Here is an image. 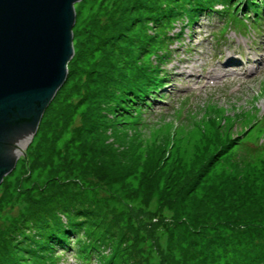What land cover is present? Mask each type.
<instances>
[{
    "label": "rangeland",
    "instance_id": "374dc122",
    "mask_svg": "<svg viewBox=\"0 0 264 264\" xmlns=\"http://www.w3.org/2000/svg\"><path fill=\"white\" fill-rule=\"evenodd\" d=\"M199 1L75 3L65 83L0 183V264H33L58 234L69 250L58 248L54 264H264V156L234 166L223 153L232 132L264 142L249 129L252 116L264 115V12L255 29L241 14L244 0H233L248 26L221 30L226 20L204 9L191 36L186 28L181 46L173 44L179 48L166 64L173 79L143 115L179 107L184 97L188 111L144 124L128 100L157 26L178 18L169 33L180 32L179 17ZM243 37L255 45L259 59L247 56L257 70L186 96L185 75H206L245 46ZM89 242L96 248L84 262L77 249Z\"/></svg>",
    "mask_w": 264,
    "mask_h": 264
},
{
    "label": "water",
    "instance_id": "95a60500",
    "mask_svg": "<svg viewBox=\"0 0 264 264\" xmlns=\"http://www.w3.org/2000/svg\"><path fill=\"white\" fill-rule=\"evenodd\" d=\"M80 0H0V183L66 80Z\"/></svg>",
    "mask_w": 264,
    "mask_h": 264
},
{
    "label": "trees",
    "instance_id": "16d2710c",
    "mask_svg": "<svg viewBox=\"0 0 264 264\" xmlns=\"http://www.w3.org/2000/svg\"><path fill=\"white\" fill-rule=\"evenodd\" d=\"M214 1L220 3V9L215 8L216 3H214ZM232 1L233 0H201L197 2V6L195 9L189 10L186 14H183V16L179 17L181 20V31L176 34H170L169 30L176 23L178 18L175 20V22H173L175 18L171 17V21L169 23L168 20L170 18L165 23L157 26V30H155V33L153 35V40L146 46L144 60L146 61V64H143L139 68V76L129 81L128 100H132V110L133 108L138 107V112L141 116L140 120L142 121V123L148 124V122H146L142 117V107L145 106V103L148 101L147 97L151 93H153V91H155L159 85L162 84V74L164 70L163 66L170 59L172 52L177 49H173L171 48V46L175 41H178L179 43L182 40L186 28H190L195 24L199 14L203 12L204 9L206 10L205 12H220V14L224 17H233L234 15H236L237 13L235 12V9H233ZM257 3V0L255 2L254 0H251V2L250 0H244V2L242 3L244 4V6L242 8L241 14L244 17L250 18L247 13L248 11H250L251 18L256 22H259L262 10H264V4L261 3L257 5ZM250 5H253L254 8H250ZM70 72L71 71H69V73ZM59 90L57 91V93L59 92ZM250 128H252V125L249 126V129ZM254 132H256V130ZM259 137L260 136H257V138L253 140V143H245L243 140H241L239 134L233 135V132L232 134L229 133V137H227L224 142L225 149L223 151L228 163L237 166L245 161L247 163H251V158L255 157L256 155L264 156V143L258 142ZM235 157L237 159H235ZM58 235H52L49 238V241L46 242L43 247H40L39 253L33 260V264H54L60 258L53 255V253L58 248L66 251L69 250L66 249V238H63L62 236H60V234ZM50 241H53V243H50ZM87 244L88 245L83 249H77V255L82 258L84 262H87L91 259V256L94 255V249L96 248L95 244L92 242H89ZM262 260L264 262V257ZM96 264L98 263L96 262ZM99 264L101 263L99 262Z\"/></svg>",
    "mask_w": 264,
    "mask_h": 264
},
{
    "label": "bare ground",
    "instance_id": "6f19581e",
    "mask_svg": "<svg viewBox=\"0 0 264 264\" xmlns=\"http://www.w3.org/2000/svg\"><path fill=\"white\" fill-rule=\"evenodd\" d=\"M223 65H224L223 63H219V64L217 65V68L220 69V68L223 67Z\"/></svg>",
    "mask_w": 264,
    "mask_h": 264
}]
</instances>
